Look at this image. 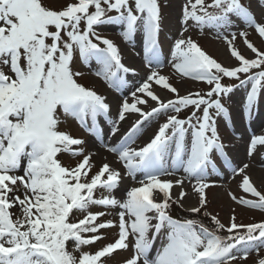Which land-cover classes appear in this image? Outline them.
<instances>
[{
	"label": "snow or ice",
	"instance_id": "obj_1",
	"mask_svg": "<svg viewBox=\"0 0 264 264\" xmlns=\"http://www.w3.org/2000/svg\"><path fill=\"white\" fill-rule=\"evenodd\" d=\"M251 4L252 0H182L181 27L170 45L168 64L178 78L208 87L180 95L160 71L165 66L163 9L170 7L169 0H64L59 6L45 0H0V264H105L117 250L131 252L123 264H235L253 252L258 257L255 264H264V221L237 223L233 210L225 225L205 210L214 226L209 227L169 214L172 205L184 207L189 196L186 183L197 199L187 211L199 214L206 209V189L218 186L210 179L220 175L218 161L230 170L231 179L240 178L237 186L243 193L258 198L229 191L231 200L264 211V194L249 174L253 160L259 159L264 168V134L235 136L244 144L248 161L234 166L217 120L222 117L232 126L223 101L234 89H245L242 120L251 117L264 97V51L248 39V31L232 30L240 21L264 42V22L256 20ZM260 4L264 8V0ZM102 25L118 26V35L133 50L134 37L140 35L148 69L143 82L119 101L114 119L109 118L107 97L80 83L85 73L76 67H88L116 92L127 86L129 73H136L122 62L119 46L98 31ZM190 29L200 34L209 30L226 44L235 63L225 66L209 56L187 35ZM226 78L238 83H224ZM153 84L174 98L162 100ZM142 105H149L150 111ZM188 108L190 114L180 118ZM169 112L175 115H167L146 143L132 146L150 117ZM128 114L140 118L117 143L105 142L98 118L107 121L111 141ZM62 116L74 119L113 154L123 171L106 157L97 164V152L85 139L61 130ZM61 153L76 159L75 164H63ZM125 177L134 186L118 198L115 193ZM94 207L105 211H93ZM106 216L114 218L103 219ZM110 228L118 229L113 242L94 252L83 250L105 239L101 231ZM157 239L161 244L153 255Z\"/></svg>",
	"mask_w": 264,
	"mask_h": 264
},
{
	"label": "rangeland",
	"instance_id": "obj_2",
	"mask_svg": "<svg viewBox=\"0 0 264 264\" xmlns=\"http://www.w3.org/2000/svg\"><path fill=\"white\" fill-rule=\"evenodd\" d=\"M46 3L54 4L56 6H59L60 4L64 3V0H45ZM245 3H248V0H244ZM182 3V0H169L170 7L163 9V15H164V21H163V31L161 33V48H162V60L164 62V67L160 69L161 73L164 75L169 76V82L179 90L180 95H185L187 92L192 91H198V90H207V85L202 82H195L188 78H178L173 74V69L168 64V59L170 58V45L173 42L174 38L177 36L179 30H180V24L178 22V15H179V7ZM250 11L253 13L254 17L257 21H262V17H264V8L261 7L260 0H252ZM237 28L232 29L233 31H239V30H245L249 32L248 39L261 51H264V42L261 41V39L255 34V32L251 29L245 28L244 24L240 21H237ZM121 29L116 25H102L99 27L98 31H100L103 35H106L108 38L112 39L121 49L122 56H123V63L126 66L132 67L136 70V73L132 75V78L137 77L134 83H130L129 85L121 90V92H116L113 89H110L107 87V85L101 81L99 78L95 77L91 74V69L88 67H85L83 64L77 63L76 67L82 72L85 73L84 77L80 79V83L84 84L85 86L92 87L98 94L103 95L106 97L107 91L114 92L116 94H119L123 98V96L128 95L131 91L135 90V87H137L143 80L146 78L148 69L145 68L143 59H142V39L140 35H137L134 37V44L135 49L133 50L131 45L125 44L123 39L118 35V32ZM187 35H191L192 38L197 41V43L200 45V47L212 58L216 59L218 62L222 63L225 66H230L233 63H235L234 59L230 57V54L227 52V46L222 40H217L214 38L213 34L210 33L209 30H205L204 34H200L196 29H190L189 33ZM237 47L241 48L242 51H244V48L242 46V42L240 39H237L236 41ZM123 48L127 49L128 51L125 52ZM136 53H140V55H137ZM245 54L251 57L254 54H251L250 51H245ZM128 55H134L135 58H138L139 62L138 64L128 65L125 63V58ZM97 66L93 62L92 69H95ZM243 78V77H242ZM134 80V79H133ZM224 83H238L237 81H229L227 78L225 79ZM160 89L162 91V100H168L173 99L174 94L169 92L166 89H162L160 86L153 84V89ZM245 96V89L243 87L234 89L233 93L230 94V98L224 100L225 106L229 108L230 112V119L232 120V126L229 127L228 123L223 120V118H217L219 130L221 136L224 138L225 143L227 144L228 148V155L230 160L232 161L233 165L239 164L244 161H248V157L245 155L244 150V144L240 142L235 141V136L237 134L244 135L245 139L248 138V134L251 132H254L255 134H264V97H261L259 100L256 108L254 109L252 115L250 118L245 120V133L240 131L238 129L239 126H237L238 119L241 123H243L242 120V103ZM130 99V97H129ZM108 102V101H107ZM150 106H155V102L149 101ZM149 105H142L144 110L150 111ZM191 112V108L185 109L180 113V118H186ZM138 115V114H137ZM167 115H175V113L169 112L167 114L160 113L156 114L153 117H150L144 124L152 122L142 131V133L137 136L135 139L138 141L140 138H143L145 135L148 134L153 136L155 131L158 129V126L163 123L167 119ZM109 118H115L114 117V111H112V108L110 110ZM100 122H104L105 124L107 121L104 119V117L98 118ZM62 120L64 122L60 125V128L62 131H67L71 133L74 137L83 138L87 141L88 148L92 150L91 148V142L93 141V137L89 136L79 125L78 123L71 118L65 119L62 116ZM247 130V132H246ZM108 129H106L105 134V142H113L108 140L107 136ZM147 142V140H146ZM145 142V143H146ZM234 145V146H233ZM100 148H102L100 146ZM58 158L61 160V162L65 165H73L76 162V159L71 157L68 153H61L58 155ZM97 164L100 162L98 161L97 157L93 158ZM218 169L220 172L219 176H211L210 179L214 180L218 186H213L208 189H206L207 194V200L208 204L206 209H202L199 214L191 213L189 211H182L180 207L177 205H172V208L170 210V215L175 219H183V218H193L198 220L199 222H202L206 226L214 227L211 224L210 217L204 216V211L211 213L212 215H216L218 219L227 225L229 223L230 217L234 214L236 216V222L237 223H243V224H250V223H257L260 221H264V211H260L257 209H249L245 206L238 205L235 202L231 200V198L228 196V192L231 191L234 195L237 197L244 196L246 199L250 200H256L257 197L252 196L251 194L243 193L242 190L238 188V181L239 177H236V179H231V172L230 170L224 168L221 164V162H217ZM252 166L249 170V174L252 178V181L254 183V186L257 188L258 191H260L262 194H264V180L261 184H258L253 176L251 169L254 168L256 170H260L262 174H264V168H261L259 159L253 160L251 162ZM95 171V169H94ZM182 175V173H181ZM139 178V177H138ZM128 187H122L121 190V197L124 194V190L127 188H130L134 186V181H131ZM185 189L189 192L192 201L193 206L197 205V199L194 194L191 193L190 186L186 183ZM102 194V190L98 191L96 193L97 196H100ZM188 207V206H187ZM93 211H105L104 208L100 207H94L92 209ZM113 216H106L103 219H113ZM118 229L116 228H110L105 229L101 231V234L105 237V239H102L101 241H98L96 244L92 246H86L83 250L84 251H92L94 252L101 246L112 242L116 238V233ZM226 234V233H221ZM162 239V238H161ZM161 239H157L154 245V248L152 249V254H155L156 249L160 247ZM131 255L130 251L125 250H117L111 257V259H106L105 264H120L123 263L124 260L129 258ZM260 256H264V249L261 250ZM258 259L255 252L251 253L246 261H237L235 264H255L256 260Z\"/></svg>",
	"mask_w": 264,
	"mask_h": 264
},
{
	"label": "bare ground",
	"instance_id": "obj_3",
	"mask_svg": "<svg viewBox=\"0 0 264 264\" xmlns=\"http://www.w3.org/2000/svg\"><path fill=\"white\" fill-rule=\"evenodd\" d=\"M123 50L125 52H127L128 50L123 48ZM139 60L138 58H135L134 55H128L126 56L125 58V63L128 64V65H135V64H138ZM126 79L128 81V85L130 83H134L135 80L137 79V77H133L132 78V75L131 73H129L127 76H126ZM134 79V80H133ZM157 94L161 97L162 96V91H160V89H154ZM106 97H107V101L108 103L110 104L111 108H112V111H114V114L116 116V112H117V108H118V103L119 101L121 100L120 99V95L119 94H116L114 92H111V91H107V94H106ZM140 107H143V106H140ZM139 115L137 114H128L127 118L125 121L121 122L120 124V132L117 134L116 137L112 138L113 142H111L112 144H115L119 141L120 137L131 127V124L132 122H134V120L136 119H139ZM152 122V120L146 124H143L142 126V129L140 131V133L137 134V136H139L142 131ZM108 125V123H106ZM145 136L143 138H140L138 141H136V144L132 145L133 147L137 146V145H142L143 143L146 142V140L148 141L150 138H151V135H148L147 133L144 134ZM106 139V138H105ZM91 148L93 151H96L97 152V155L95 157H97L98 161L99 162H102L104 160V158L106 157L107 158V162H109L110 164H112L114 167H117V168H121V166L119 164H116L114 163L115 161V156L111 153H108L106 152L103 148H100V145L95 141V139H93V141L91 142ZM121 171H123V169L121 168ZM252 171V176L254 178V180L258 183V184H261L264 180V174L261 173L260 170H256L254 168L251 169ZM139 177V176H138ZM132 179L131 178H128V177H125L122 182H121V185H120V188L122 187V189L124 187H128L129 185H131ZM121 189V190H122ZM121 190H117L115 195L120 198L121 197ZM174 192H178L179 189L178 188H174L173 189ZM193 201H192V198L189 194L188 198L184 201V207L180 209L182 211H187V208L190 207V206H193ZM188 206V207H187Z\"/></svg>",
	"mask_w": 264,
	"mask_h": 264
}]
</instances>
